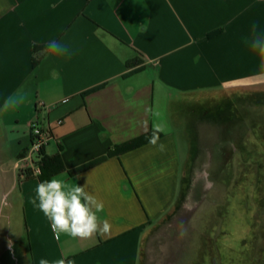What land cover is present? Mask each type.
<instances>
[{
  "label": "crops",
  "instance_id": "obj_1",
  "mask_svg": "<svg viewBox=\"0 0 264 264\" xmlns=\"http://www.w3.org/2000/svg\"><path fill=\"white\" fill-rule=\"evenodd\" d=\"M53 40L69 54L48 51ZM257 40L264 0H0V264H141L146 240L183 194L191 150L183 164L173 113L200 108L205 96L264 86ZM20 90L27 101L4 112ZM32 122L49 135L42 155L63 170L19 181ZM154 124L164 129L155 145L73 173ZM52 177L97 196L110 233L56 241L31 203Z\"/></svg>",
  "mask_w": 264,
  "mask_h": 264
},
{
  "label": "rangeland",
  "instance_id": "obj_2",
  "mask_svg": "<svg viewBox=\"0 0 264 264\" xmlns=\"http://www.w3.org/2000/svg\"><path fill=\"white\" fill-rule=\"evenodd\" d=\"M198 104L173 113L183 194L141 264H264V86Z\"/></svg>",
  "mask_w": 264,
  "mask_h": 264
},
{
  "label": "clouds",
  "instance_id": "obj_3",
  "mask_svg": "<svg viewBox=\"0 0 264 264\" xmlns=\"http://www.w3.org/2000/svg\"><path fill=\"white\" fill-rule=\"evenodd\" d=\"M252 46L254 50H258L262 57L261 73L264 74V40L254 41ZM48 51L57 55L69 54V49L55 40L49 42ZM51 76L53 79H58L59 73L52 69ZM27 97L26 92L18 91L5 100L3 111L15 110L27 101ZM153 115L158 116L159 113H153ZM153 129V135L149 142L155 145L158 139L157 134L164 129L159 124H154ZM159 149L163 151L164 145L160 144ZM31 203L37 206L51 221L54 239L58 242L62 233L81 239L92 238L95 235L103 237L110 233L111 224L107 219L98 215L104 210L103 202L87 191L85 185L72 184L66 180L52 177L36 186L35 198ZM9 245L11 246V241H9ZM39 264H49V261L41 259ZM55 264H66V260L60 259Z\"/></svg>",
  "mask_w": 264,
  "mask_h": 264
},
{
  "label": "trees",
  "instance_id": "obj_4",
  "mask_svg": "<svg viewBox=\"0 0 264 264\" xmlns=\"http://www.w3.org/2000/svg\"><path fill=\"white\" fill-rule=\"evenodd\" d=\"M215 34V33H214ZM213 34L209 35V36H212ZM41 47L40 46H35L34 47V51L40 49ZM33 64H35V61L33 62ZM132 65H134V62H131V63H128L127 66L128 67H132ZM153 135V132L147 134V135H144V136H141V137H138L134 140H131L129 142H126L122 145H118V146H115L114 148H111L107 151V153L96 159V160H93L92 162L88 163V164H85L79 168H77L76 170L73 171V173H79V172H82V171H85V170H88L92 167H95L99 164H101L102 162H104L105 160H107L108 158H111V157H115V156H120L124 153H127L129 151H132V150H135L143 145H146L149 142L150 138L152 137ZM158 135V138L160 136V134H157ZM43 153V152H42ZM56 161L57 159L56 158H46L42 155V159L41 161L38 163V166L40 167V176L43 175V173L45 171H49L51 174V176H53L56 172H59L61 170H63V168L61 169H58L54 166V164H56ZM31 177H34L31 173L29 172H24V171H21L19 170V181L25 179V180H28L30 179Z\"/></svg>",
  "mask_w": 264,
  "mask_h": 264
},
{
  "label": "built area",
  "instance_id": "obj_5",
  "mask_svg": "<svg viewBox=\"0 0 264 264\" xmlns=\"http://www.w3.org/2000/svg\"><path fill=\"white\" fill-rule=\"evenodd\" d=\"M60 123V122H59ZM31 145L26 153L19 159V170L29 172L33 176L40 175L38 163L42 159V152L48 144L49 135L36 122L30 124ZM39 171V174H37Z\"/></svg>",
  "mask_w": 264,
  "mask_h": 264
}]
</instances>
